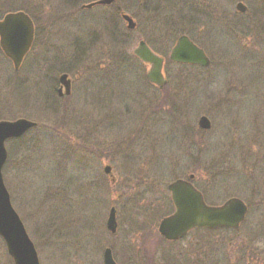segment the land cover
<instances>
[{
	"label": "rangeland",
	"instance_id": "1",
	"mask_svg": "<svg viewBox=\"0 0 264 264\" xmlns=\"http://www.w3.org/2000/svg\"><path fill=\"white\" fill-rule=\"evenodd\" d=\"M91 1L0 0V13L24 11L38 28L17 72L0 51V120L37 123L5 143L1 173L39 264H103L106 248L116 264H264V244L258 262L254 243L264 232V0H116L80 9ZM180 35L205 51L207 68L168 60ZM141 40L165 59L161 92L133 56ZM79 50L94 60H79ZM79 64L103 70L78 74ZM62 73L72 94L56 104L48 87ZM95 82L108 83V100L93 104ZM201 116L208 131L197 126ZM193 173L208 203L242 199L245 221L166 242L157 230L170 208L167 186ZM112 207L114 234L106 229ZM0 264H13L1 239Z\"/></svg>",
	"mask_w": 264,
	"mask_h": 264
},
{
	"label": "water",
	"instance_id": "2",
	"mask_svg": "<svg viewBox=\"0 0 264 264\" xmlns=\"http://www.w3.org/2000/svg\"><path fill=\"white\" fill-rule=\"evenodd\" d=\"M114 0H101L96 4H111ZM92 4L87 7H91ZM236 10L240 13L246 7L239 3ZM127 28H135V22L126 14L122 15ZM33 41V24L24 12L9 13L0 20V48L4 55L18 70L21 62L29 51ZM134 55L143 63L149 65L147 81L158 88L166 85L163 75L164 59L155 55L144 42H140L134 50ZM170 60L178 64L198 65L207 67L209 60L202 49L198 48L188 37L180 36L170 52ZM64 75L62 78H65ZM202 130L210 128V122L202 116L198 120ZM36 127V123L26 119L12 122L0 121V237L5 242L8 254L14 264H39L36 250L29 239L24 226L13 209L9 194L4 186L1 170L7 159L5 141L19 138L28 130ZM110 168H106L108 173ZM191 178V176H190ZM175 212L161 220L158 226L159 234L168 241H175L185 236L195 228L237 229L246 215L245 204L232 198L217 207L206 206L201 194L189 183L178 180L169 186ZM107 230L114 234L117 228L116 211L111 208L106 222ZM103 264H116L110 249L103 254Z\"/></svg>",
	"mask_w": 264,
	"mask_h": 264
},
{
	"label": "flooded vegetation",
	"instance_id": "3",
	"mask_svg": "<svg viewBox=\"0 0 264 264\" xmlns=\"http://www.w3.org/2000/svg\"><path fill=\"white\" fill-rule=\"evenodd\" d=\"M115 2V1H114ZM114 2H113V4H114ZM256 2V1H255ZM255 2H254V0H253V5H255ZM237 3H243L242 1H238ZM236 3V4H237ZM244 4V3H243ZM112 5V4H111ZM111 5H94L92 8H89V9H86V8H83V6H81L80 7V9H82V10H92V9H94L95 7H97V6H100V7H110ZM245 5V4H244ZM246 6V5H245ZM246 8H247V6H246ZM114 12H115V10H114ZM121 14H122V12H120V16H121ZM112 16H113V14H111V13H108V24L110 23V22H112ZM107 22V21H106ZM33 24H34V39H33V43H32V45H31V48H30V51H29V53H28V55L29 54H31V51L33 50V46H34V43H35V39H36V36H37V24H36V21L34 20L33 21ZM47 26V25H46ZM136 28V27H135ZM45 29V31H46V27H43V30ZM48 29V28H47ZM129 31H132V30H129ZM93 32V31H92ZM94 33V32H93ZM95 34V33H94ZM48 35H49V30H48ZM97 38H95L94 37V35H91V36H88V40L89 41H95ZM88 41V42H89ZM141 41H143V40H141ZM88 42H87V44L86 45H88ZM145 42V41H144ZM146 43V42H145ZM146 45L154 52V53H156L147 43H146ZM79 51H81V52H79V57H77V58H79V60H86V57L88 58L89 57V54H88V51H82V50H79ZM34 54H37L36 55V57H38V51H34L33 52ZM157 54V53H156ZM35 57V58H36ZM76 58V59H77ZM92 61L94 60L93 58H91V57H89ZM26 59V58H25ZM25 59L23 60V62L25 61ZM137 59V58H136ZM23 62H22V64H23ZM138 62V61H137ZM140 62V61H139ZM141 63V62H140ZM22 64H21V66H22ZM147 66H146V71H147ZM201 68V67H200ZM42 69H43V66L41 67V71H42ZM114 69V68H113ZM77 70H79L78 71V74H85V73H88L89 71H100V70H103V67H99V66H97V65H93V66H86V67H84V65H80L79 64V66L77 67ZM43 73V72H42ZM140 73V72H139ZM66 76L65 78H62L63 76ZM52 76H54L53 74H52ZM81 77L82 76H79V78L81 79ZM141 77H142V75H141ZM52 78V82L51 83H49V87H48V92L49 93H51V95H52V102L53 103H56V104H60V102L61 101H64V100H66L65 98L66 97H69L71 94H72V80H71V78L69 77V75L67 74V73H62L59 77H58V86H57V88L56 89H54V82H56L55 81V79H53V77H51ZM145 79H146V73H145ZM108 83H101V82H98V83H94V84H92V86H93V90L95 91V94H94V100H93V104L94 103H97V102H100V101H104V100H108L109 99V95L111 94V89H110V87H108V85H107ZM150 87H153V88H155V89H157L158 91H162L164 88H162V89H158L157 87H155V86H152V85H149ZM83 101V100H82ZM85 101H88V99H85L84 101H83V103H87V102H85ZM108 114H110L109 112L107 113V114H102V115H108ZM105 118H108V117H104V119ZM80 157V156H79ZM81 158V157H80ZM264 161H261V163H263ZM193 166H194V169H196L197 168V165H196V162L195 163H193ZM104 168L106 169V168H110L109 169V172H110V174H112V168H111V166L110 165H105L104 166ZM190 176H191V178H190ZM109 177V176H108ZM189 183L202 195V197H203V199H204V202L207 204V205H209V206H211L212 204H210V203H208L207 202V199H206V195H207V193H206V191L207 190H205V189H200L198 186H197V184H196V180H197V177H196V175L193 173V174H190L189 176ZM110 178V183L111 184H115V179L114 178H111V177H109ZM253 179H255L256 180V183L254 184V187L255 188H258L259 187V185L261 184L260 183V178L258 177V175L257 174H255V175H253ZM255 188H254V193H258V192H260V191H258V190H260V189H258V190H255ZM168 196V203H169V205H170V208L169 207H166V209H164V212H165V215H163V216H167V215H170L173 211H174V208H173V205H172V202H171V199H170V194H168L167 195ZM166 199H167V197H166ZM218 205V204H217ZM264 218V217H263ZM211 231L212 230H209V229H194V230H191L184 238H182L181 240H183V239H185V238H187L191 233H197V232H204L205 233V235H209L210 233H211ZM223 231H230V230H223ZM232 231V230H231ZM181 240H177V241H173L172 243H177V242H179V241H181ZM205 242V241H204ZM254 243H255V246H256V249L258 250L257 251V255H255L256 257H257V260H258V262H260V259L258 258V256H260L261 254H260V247H261V245H263L264 244V232H258V234H257V237H256V239H255V241H254ZM210 245V244H209ZM259 248V249H258ZM264 262V259H262V263Z\"/></svg>",
	"mask_w": 264,
	"mask_h": 264
},
{
	"label": "bare ground",
	"instance_id": "4",
	"mask_svg": "<svg viewBox=\"0 0 264 264\" xmlns=\"http://www.w3.org/2000/svg\"><path fill=\"white\" fill-rule=\"evenodd\" d=\"M126 29L129 31L130 29H128L127 27H126ZM202 196V195H201ZM3 242V244H4V246H5V249H6V253H7V255L9 256V258H11V260H12V262H13V264H14V260H13V258L8 254V251H7V248H6V245H5V242L4 241H2ZM33 246H34V244H33ZM34 248H35V246H34ZM36 250V249H35Z\"/></svg>",
	"mask_w": 264,
	"mask_h": 264
},
{
	"label": "trees",
	"instance_id": "5",
	"mask_svg": "<svg viewBox=\"0 0 264 264\" xmlns=\"http://www.w3.org/2000/svg\"><path fill=\"white\" fill-rule=\"evenodd\" d=\"M1 14V13H0Z\"/></svg>",
	"mask_w": 264,
	"mask_h": 264
}]
</instances>
